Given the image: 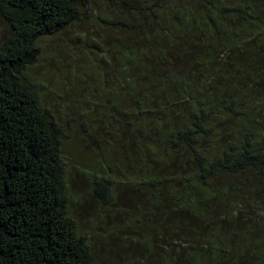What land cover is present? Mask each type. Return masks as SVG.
I'll return each instance as SVG.
<instances>
[{
	"label": "trees",
	"instance_id": "obj_1",
	"mask_svg": "<svg viewBox=\"0 0 264 264\" xmlns=\"http://www.w3.org/2000/svg\"><path fill=\"white\" fill-rule=\"evenodd\" d=\"M0 18V264H101L75 179L104 215L130 202L110 236L139 264H264V0H0ZM66 32L95 84L74 99L63 72L45 104L27 70Z\"/></svg>",
	"mask_w": 264,
	"mask_h": 264
},
{
	"label": "rangeland",
	"instance_id": "obj_2",
	"mask_svg": "<svg viewBox=\"0 0 264 264\" xmlns=\"http://www.w3.org/2000/svg\"><path fill=\"white\" fill-rule=\"evenodd\" d=\"M8 34L7 26L0 18V42L4 41ZM73 37L72 34L66 32L59 35V39L39 43L41 46V57L34 66L27 70L28 76L34 82H41L43 89L41 99L45 104L55 105L62 102L59 97L63 96L66 88L59 83L65 82L62 73L68 71H72L73 75L77 77L72 83L74 88L73 98L77 97V100H79L82 96H90L89 87L82 83L78 77L83 78L86 73L91 78L89 82L92 85L93 83L95 84L93 75L87 69V66L83 70L78 71L75 68V63L86 64L88 63V58H92V55L86 50L83 43H81L82 47H80L78 41L75 42ZM94 45L90 41L87 42V46L91 51H93L92 47ZM79 56L81 57L80 60H71ZM69 76L71 79L70 73ZM56 108L61 111L59 114L60 120H65L62 112L67 110L60 106ZM80 132L79 128L76 127L73 136L79 139L82 135ZM70 146L72 145L69 144L67 146L68 150L71 149ZM86 161V159L82 160V162ZM72 182L74 183L69 185V187L71 190H75V195L71 198L70 215L77 220L79 232L87 235L98 262L101 264H139L143 257L147 256V251L141 244L137 245L134 241L131 243L130 240L125 239V234L122 233L117 237L110 236L111 233H116L117 226L123 227L127 223L121 217L123 214L120 210L124 206L129 207L130 202L126 204L125 200L119 198L115 204L117 209L104 215L99 206L91 203V198H88V186L80 179H75ZM160 254H163V252H160ZM153 264H156V261H153Z\"/></svg>",
	"mask_w": 264,
	"mask_h": 264
}]
</instances>
